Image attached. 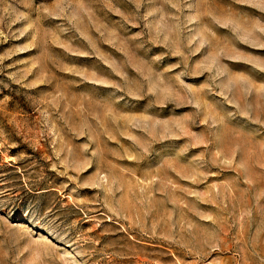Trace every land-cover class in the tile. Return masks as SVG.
Listing matches in <instances>:
<instances>
[{"label":"rangeland","instance_id":"1","mask_svg":"<svg viewBox=\"0 0 264 264\" xmlns=\"http://www.w3.org/2000/svg\"><path fill=\"white\" fill-rule=\"evenodd\" d=\"M0 264H264V0H0Z\"/></svg>","mask_w":264,"mask_h":264}]
</instances>
